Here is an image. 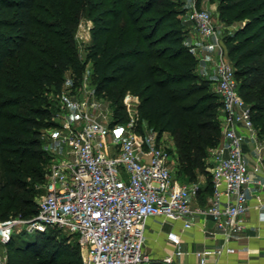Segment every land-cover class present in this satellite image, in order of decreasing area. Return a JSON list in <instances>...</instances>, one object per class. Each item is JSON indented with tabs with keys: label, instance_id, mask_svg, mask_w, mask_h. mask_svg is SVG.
Instances as JSON below:
<instances>
[{
	"label": "trees",
	"instance_id": "obj_1",
	"mask_svg": "<svg viewBox=\"0 0 264 264\" xmlns=\"http://www.w3.org/2000/svg\"><path fill=\"white\" fill-rule=\"evenodd\" d=\"M208 1L216 3L224 23L237 25L222 41L238 93L264 140V0ZM184 4L0 0V219L36 213L39 191L34 187L45 183L54 158L41 147V129L54 126L52 117L65 80L70 79L71 91L78 87L88 61L99 82L95 94H104L101 98L114 110V120L122 119L124 93L137 94L147 127L158 135L174 136L182 180L193 182L198 173L208 175L209 149L221 139V112L212 108L220 109L222 103L220 96L208 91L209 80L199 78L198 61L183 44L179 29L186 25ZM82 16L93 21L86 59L75 43ZM214 97L220 102L213 104ZM211 188L201 192L210 194ZM51 231L36 233L43 237L35 241L15 239L13 234L4 245L8 264H83L70 247L49 248ZM11 251L17 260L9 256Z\"/></svg>",
	"mask_w": 264,
	"mask_h": 264
},
{
	"label": "built area",
	"instance_id": "obj_2",
	"mask_svg": "<svg viewBox=\"0 0 264 264\" xmlns=\"http://www.w3.org/2000/svg\"><path fill=\"white\" fill-rule=\"evenodd\" d=\"M185 1L183 22L204 40L212 38L214 42L207 44L217 49L213 68L222 103L221 139L209 151L212 188L205 204L194 203L201 192L196 181L175 180L177 153L164 142V133L158 135L147 125L140 131L132 114L124 124L112 119L111 108L97 98L83 74L73 91L70 79L65 80L59 102L71 116L63 115L59 131L50 134L52 142L65 147L66 155L52 159L32 217L0 219V246L18 230L57 229L76 239L83 264H173L183 254L181 233L168 231L173 250L156 258L146 251V220L180 222L188 231L198 217H211L223 244L196 251L199 263L205 264L209 258L235 252L230 243L245 226L250 197L257 199L258 219L264 222V140L238 93L234 67L211 12L198 7L197 0ZM124 100L130 113L134 101ZM246 139L252 143V159L243 150ZM0 264H8L2 251Z\"/></svg>",
	"mask_w": 264,
	"mask_h": 264
},
{
	"label": "crops",
	"instance_id": "obj_3",
	"mask_svg": "<svg viewBox=\"0 0 264 264\" xmlns=\"http://www.w3.org/2000/svg\"><path fill=\"white\" fill-rule=\"evenodd\" d=\"M182 1L186 2L185 0ZM186 40L190 41L189 45L193 46L195 50L194 55L199 60V68L206 74L210 72L208 68H212V73L216 76L211 64L212 55L217 52V49L215 46H208L207 44L208 42L213 43L214 40L212 38L209 41L204 40L195 29L189 32ZM198 50L203 52L202 56L199 54L198 57ZM51 144L50 142V146ZM243 150L250 159L253 158L254 151L249 140L243 143ZM55 151L59 154L57 150ZM59 155H66L65 147L62 154ZM257 203L255 197L249 198L245 226L238 233L237 238L230 243L235 248V252L226 253L218 259L209 258L205 264H264V222L258 219ZM165 225H167L166 231H160ZM170 230L180 232L182 235L180 248L183 254L176 258L173 264H200L196 251L204 247L223 244L222 236L217 233V227L211 217H198L195 226L188 231L182 230L180 222L173 223L163 221L160 217H151L146 220L145 224L146 251L157 253L155 256L153 255L156 258H161L165 253L171 252L173 245L166 238V233Z\"/></svg>",
	"mask_w": 264,
	"mask_h": 264
},
{
	"label": "rangeland",
	"instance_id": "obj_4",
	"mask_svg": "<svg viewBox=\"0 0 264 264\" xmlns=\"http://www.w3.org/2000/svg\"><path fill=\"white\" fill-rule=\"evenodd\" d=\"M64 1H65V3H68L70 0H64ZM179 1H182V0H179ZM184 3L185 4L183 5V7H186L188 4L186 2H184ZM197 6L201 7V8H206L211 12L214 23H215L217 31H218V35L221 38L224 35H226L227 33H232L236 29V27H237L236 24H226L221 20L219 12H218L217 7H216V3H210L208 0H201L197 4ZM92 27H93V21L91 20V18H88L85 16H82L79 19L78 24L76 26L75 43L80 50H83L82 53L84 55L83 56L84 59H86V56L89 53L88 46L91 44V29H92ZM193 29L194 28H192L191 26L183 24L179 29V31H180L179 33L181 35L185 36L183 39V44L187 46V49L190 50V53H192L193 56L195 57V59H197V56L194 55L195 50L193 49V46L189 45L190 41L186 40L187 36L189 35V32ZM222 46L224 47L225 52H227V48H225L223 41H222ZM199 54H201V56H202L203 52L201 53V50H198L197 51L198 57H199ZM215 56H216V53L212 55L213 60L215 59ZM227 58H229L228 55H227ZM197 61L199 62L198 59H197ZM91 66H92L91 61H88L87 65L85 67L84 74L87 75V83L89 84L90 87H92L94 89L97 87V85H99V82H98V80H95L94 76L92 75L93 72H92ZM211 66H214L213 61H212ZM195 69H196L195 71L198 74L199 78L209 80L208 91L218 97L219 95L215 90L216 82H217L216 76L212 73V68H208L210 72L208 74H206L204 71H202V69L199 68L198 63H197V67ZM62 89H64V86ZM75 89H77V87H75ZM63 93L67 94L68 91L67 90L63 91ZM101 95L104 96L103 93H101V94L96 93L97 98L100 99L101 102L106 103L109 107H111L110 104L106 100L101 98ZM56 97H59V96L57 95ZM127 97L129 98L130 101H134L133 102L134 105H131L130 113L127 111V107L124 103V101H125L124 99H126ZM211 101L213 104L218 103V101L220 102L219 98L217 99L216 97L212 98ZM54 103H57L56 100ZM139 104H140V97L137 94H134L130 91H126L122 97L123 110H122V112H120L122 116H119V118H122V119L119 122L124 124L130 118V114H132V116L136 118L138 125L139 124L141 125L140 131H142V129H143L142 127L144 125H146V121L143 119V117L140 114ZM60 105L61 104L58 101V108L59 109L57 111H55V113L52 117V120L54 121V126L41 129V133L39 135V138L42 140V142H41L42 149H44L48 154L54 155V157L64 156V155H59V154H62V152L64 151V146L61 144L52 142V138H51L50 134H55L59 131V127H60V123H61V117L63 115L67 116V117L71 116V113H70L71 111L67 107L61 108ZM215 109H217V110H215ZM212 111L220 112L221 107H220V109L219 108H214V109L212 108ZM114 117H115L114 110L111 108V118L114 119ZM218 118L221 119L220 115ZM163 139H164V142L173 150V152L176 151L175 139H174V136L170 132L164 133ZM245 141H247V140H244L243 143H245ZM50 142L52 143L51 144L52 147L50 146ZM54 149L57 150V152L59 154H57ZM209 151H210V149H209ZM175 157H177V156H175ZM207 161L211 162L210 154H208ZM48 167H49V165H48ZM207 171H208V175H203L201 173H198V175H197L196 182L203 189H205L206 187H208V188L211 187L212 164H210V166H207ZM173 176H174L175 180L180 184L188 183L187 181L182 180L181 174H180L178 169L175 170ZM34 188L39 191V193L37 194V197H36V201H37L39 199V197L44 193V183L43 184H36V186ZM208 195H209L208 192H205V191L200 192L198 195V198L195 200L194 203L205 204L206 197ZM166 229H167V225H165L160 231L165 232ZM51 230H52L50 232L51 236H50V239L48 241L49 248L57 247L60 249H65V248L70 247L71 249H74V251L77 253L78 257L81 259L79 247L77 246L76 240L73 236H71L68 233L61 231V230H57V229H51ZM22 231H23V229L18 230V232L14 233V235H17L15 237V239L18 237H20V238L24 237V239L35 241V239L43 237V236H38L36 233H28L27 231L25 234H19ZM53 244H55V246H53ZM51 246H53V247H51ZM0 251H2L5 255L7 254V250L4 246H0ZM46 251L47 250L41 251L39 256L41 257V256L45 255ZM151 253L154 256H155V254H157L154 252H151ZM9 256L13 260L18 259L16 252L11 251L9 253Z\"/></svg>",
	"mask_w": 264,
	"mask_h": 264
},
{
	"label": "water",
	"instance_id": "obj_5",
	"mask_svg": "<svg viewBox=\"0 0 264 264\" xmlns=\"http://www.w3.org/2000/svg\"><path fill=\"white\" fill-rule=\"evenodd\" d=\"M146 264H159V262H150V263H146Z\"/></svg>",
	"mask_w": 264,
	"mask_h": 264
}]
</instances>
